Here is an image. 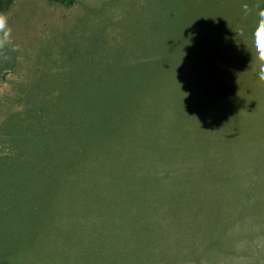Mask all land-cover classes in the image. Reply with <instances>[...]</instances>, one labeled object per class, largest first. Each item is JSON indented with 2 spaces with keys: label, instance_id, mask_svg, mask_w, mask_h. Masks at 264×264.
I'll use <instances>...</instances> for the list:
<instances>
[{
  "label": "rangeland",
  "instance_id": "1",
  "mask_svg": "<svg viewBox=\"0 0 264 264\" xmlns=\"http://www.w3.org/2000/svg\"><path fill=\"white\" fill-rule=\"evenodd\" d=\"M256 2L0 0V264H264Z\"/></svg>",
  "mask_w": 264,
  "mask_h": 264
},
{
  "label": "clouds",
  "instance_id": "2",
  "mask_svg": "<svg viewBox=\"0 0 264 264\" xmlns=\"http://www.w3.org/2000/svg\"><path fill=\"white\" fill-rule=\"evenodd\" d=\"M244 19L249 16L254 17L251 31V46H247L251 54L249 69L254 72L257 83L264 87V0L250 6L245 3L241 6ZM244 30L241 29L237 35L244 36ZM6 49L16 51L17 47L13 45L12 29L8 23L7 15L0 13V54ZM6 58V57H5Z\"/></svg>",
  "mask_w": 264,
  "mask_h": 264
},
{
  "label": "trees",
  "instance_id": "3",
  "mask_svg": "<svg viewBox=\"0 0 264 264\" xmlns=\"http://www.w3.org/2000/svg\"><path fill=\"white\" fill-rule=\"evenodd\" d=\"M140 74H142L141 72H140ZM85 75H87V77H91L93 80H91L90 82L91 83H95L96 85H97V83L96 82H98L99 80L100 81H102L103 79H105V78H103V77H106L107 79L110 77V78H114V79H117V78H123L124 76H125V74H92V75H90V74H84L83 76V79H86L87 77H85ZM129 75H131V74H128V76L127 77H129ZM134 75V74H133ZM132 75V76H133ZM120 81V80H119ZM137 80H135V83H133V85H135V84H139V81L138 82H136ZM92 90H93V86H92Z\"/></svg>",
  "mask_w": 264,
  "mask_h": 264
}]
</instances>
